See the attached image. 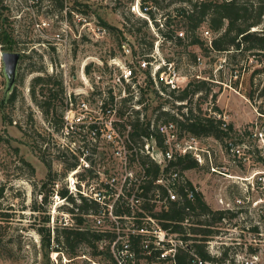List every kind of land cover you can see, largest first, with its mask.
Masks as SVG:
<instances>
[{"label":"rangeland","instance_id":"rangeland-1","mask_svg":"<svg viewBox=\"0 0 264 264\" xmlns=\"http://www.w3.org/2000/svg\"><path fill=\"white\" fill-rule=\"evenodd\" d=\"M159 1L160 5H153L159 24L156 25L150 16L152 23L132 13L135 0H2L6 9L0 4V25L5 24L8 32L13 33L19 44L14 52H20L21 59L13 88L16 99L9 102L7 99L13 91L8 89L2 59V53L7 50L0 45V264L50 263L51 247L47 255L39 229L46 226L51 232L61 230L64 223L59 221V213H52L50 199L43 207L44 212L34 211L33 206L41 204V186L49 180V174L53 180L61 181L68 164L74 162L61 147L62 138L53 124L64 115L69 94L88 92L91 95L83 97L93 101L107 100L110 90L115 96H123L122 90L128 87L115 85V77L121 71L113 63L129 64L133 60L122 53L121 43L125 40L138 56L152 53L158 47L159 56L173 63L184 77L182 88L198 78L210 82V89L217 93L215 100L206 93L199 94L187 106L196 111L199 105L209 116L214 115L215 107L219 108L217 114L225 116L233 130L223 142L199 138L203 164L185 171L184 176L213 210L228 212L227 218L214 225L217 233L209 239L211 245L205 243L211 256H225L215 264H264L263 57L256 51L246 55L233 51L205 55L198 46H189L186 39L182 43L167 39L165 33L170 29L178 36L186 30L174 18L168 27L166 15L175 13V8L189 1L201 0L171 4V0ZM142 21L148 22L147 27ZM104 23L115 29L106 28ZM263 27L253 30L261 31ZM206 30L209 29L204 26L199 34L209 44L215 35L212 32L206 35ZM190 53L196 54L197 63L191 61ZM88 66H91L90 73L86 72ZM46 75L61 78L64 84V94L59 95L49 116L41 107L45 98L37 94L35 101L32 95L33 79ZM146 79L147 75L141 74L143 86ZM162 87L157 88L161 98L150 95L139 103L142 91L131 85L130 93L126 91V97L131 95V99L119 107L134 112L131 105L139 103L148 117L159 116L160 111L154 113L153 109L165 100H172L168 95L170 89ZM179 104L172 101L161 110L180 117L175 107ZM181 111L188 112L187 108ZM230 142L240 146L241 156L230 152ZM61 210L73 209L65 205ZM48 214L50 222L45 223ZM81 218L84 224L79 227L91 231L92 219ZM54 235L55 232L51 246L59 244L70 254L65 243H58ZM186 242L193 244V240ZM92 250L87 243H82L76 253L92 254ZM75 263L85 264L83 260Z\"/></svg>","mask_w":264,"mask_h":264},{"label":"built area","instance_id":"built-area-1","mask_svg":"<svg viewBox=\"0 0 264 264\" xmlns=\"http://www.w3.org/2000/svg\"><path fill=\"white\" fill-rule=\"evenodd\" d=\"M151 9L153 7L148 5L142 7L141 0H135L131 6L132 13L152 23L148 14ZM205 34L210 35V31L206 30ZM121 49L125 57L133 60L129 64L113 63L121 71L115 77L116 86L132 85L141 92L147 85L143 86L141 74L148 73L157 91L160 85L173 90L182 88L184 77L173 63L159 56L158 47L152 53L138 56L125 40ZM122 91L123 96L113 94V100L93 101L90 97L84 98L91 94L83 91L75 92L74 96L69 94L59 135L61 147L74 159L75 166L61 181L55 182L50 195L51 209L53 214L59 213V221L66 229L84 231L77 218H91L93 228L89 232L101 239L96 242L97 255L77 253L72 256L61 245L52 243L49 264H76L78 260L85 264H178L179 253L184 250L189 251L192 264H215L204 261L182 234L165 227L166 223L176 222L162 217L173 204L180 206L185 193L189 200H194L198 189L194 185L191 188L184 172L175 169L173 164L186 155L203 164L200 139L181 133L175 122L159 116L148 117L139 103L132 104L130 109L140 111L141 120L151 121V129L156 130L160 140L155 135L135 137L132 126L126 122L128 115L119 114L120 107L128 103L123 100L127 88ZM213 114L222 119V128L228 130L225 116ZM229 148L232 154L242 155L240 146L233 142L228 144ZM62 188L67 189L78 204L87 202L88 212L74 208L62 197L59 193ZM65 205H71L73 211L61 210ZM52 223L55 226V217ZM212 237L205 242L207 245H211Z\"/></svg>","mask_w":264,"mask_h":264},{"label":"trees","instance_id":"trees-1","mask_svg":"<svg viewBox=\"0 0 264 264\" xmlns=\"http://www.w3.org/2000/svg\"><path fill=\"white\" fill-rule=\"evenodd\" d=\"M176 1L180 0H171L170 4ZM0 4L2 9H6L2 0H0ZM141 5L142 7L146 5L153 7V5H160V1L141 0ZM174 12L175 13L166 15L165 24L170 27L172 25L171 21L173 18L179 19L180 22L184 24L186 31L183 33L186 36H184L185 38H182L181 36L175 35V30L170 29L168 33H165L167 39L172 41L175 39L180 43L186 39L189 46H198L202 51H204L205 55H209L211 52L231 54L232 51L233 53L246 55L247 53L256 51L263 57L264 63V27L261 31L253 30L256 27L262 25L264 26V0L189 1L185 6L175 8ZM148 14L151 19L154 20L156 25H159L155 18L153 9L149 10ZM142 22L143 26L147 27L148 22ZM4 25L5 24L0 25V45L4 48V50L14 52L16 48H18L19 44L15 41L13 33L8 32ZM103 25L108 29H115L108 24L104 23ZM204 26H207L209 29L208 31L215 35L211 44H206L199 34L200 29ZM151 45L153 46V43H151ZM188 56H190L191 61L197 63L198 57L196 54L190 53ZM90 71L91 66H88L86 68V72L90 73ZM146 75L147 86L142 90L141 99L138 100L139 103H143L145 98L150 95L154 98H161L158 91L155 89L153 80L148 73H146ZM209 85L210 82L197 78L189 81L185 88L177 90L170 89L168 95L172 98V100H165L164 103L153 109V112L156 113V111H160V118L163 117L166 121L175 122L180 128L181 133L185 132L186 134H191L200 139L214 138L217 141L223 142L229 138V134L233 130V126L228 125V130H224L222 128V119L215 118L213 115L209 116V114L204 112L203 108L199 105L196 106V111L187 106L192 103L195 96L203 93H206L207 96L211 95L212 99L215 100L218 95L210 89ZM163 89L166 90V88ZM127 90L128 93H130L129 86ZM37 94H40L45 98L41 107L46 116H49L55 108V102L59 95L64 94L63 80L50 75L36 76L32 81V95L35 101L37 100ZM261 96H264V86L261 91ZM108 97L110 100L114 99L112 90H110ZM130 97L131 95L123 98V100L125 102H129L128 100L131 99ZM15 99L16 93L14 90L8 97L7 101L13 102ZM172 101L173 103H181L178 106L174 105L178 109L180 117L169 111L161 110L164 104L172 103ZM125 105L127 104L125 103ZM125 108H120L119 114L121 117L128 115L126 122L132 126L135 137H151L155 135L157 140H160V135L156 133V130L151 129L150 120H141L140 111H134L128 114L129 110L127 107ZM148 108L149 105L145 107L146 110ZM183 108H187L188 112H182L181 109ZM216 111H219V108L215 107V112ZM62 118L56 119L55 124H53L55 125V129H57L58 133L62 128ZM173 165L175 166V169L180 170L182 173L199 166V164L190 155L179 158ZM74 166V163L68 164L63 178ZM52 180V176L49 174V180L43 182L40 193L42 194V200L40 201L41 204L38 206L37 203H34V211H45L43 207H45L48 199H50V195L53 193V186L55 182H58L56 180ZM50 181L52 182L49 183ZM189 186L193 188L191 183H189ZM59 193L62 197L67 198V200L70 201L74 207H78L81 212H88L89 205L87 202L82 201L81 204H78L76 200L69 195L67 189L65 188L60 189ZM227 214L228 212L224 210H213L205 201L203 194L200 191H196L193 201L189 200L185 193L180 206L173 204L168 212L164 213L162 217L171 222H176L175 224L166 223L165 227H172L174 232L182 234V238L185 241L193 240L192 246L204 261L217 263L219 261H223L225 256L222 258L211 256L206 250L205 242L209 237L214 236V234L217 233L213 228L214 225L227 218ZM192 217H195L198 220L192 222ZM44 222H50L49 214L45 216ZM180 222L186 223V225L180 224ZM77 223L78 225H82L83 219L77 218ZM54 232V240L58 243H65L70 255L75 256L77 254V246L82 243H87L92 247L93 255L98 254L96 242L101 239V236L88 231L66 228H62L61 230L56 229ZM39 233L41 234L42 245L47 250L48 255L52 241L51 228L46 226L41 227L39 229ZM178 264H192L189 251L184 250L179 253Z\"/></svg>","mask_w":264,"mask_h":264},{"label":"water","instance_id":"water-1","mask_svg":"<svg viewBox=\"0 0 264 264\" xmlns=\"http://www.w3.org/2000/svg\"><path fill=\"white\" fill-rule=\"evenodd\" d=\"M2 59L4 63L5 74L8 79V89L13 91L16 84L19 61L21 59L20 52H3Z\"/></svg>","mask_w":264,"mask_h":264}]
</instances>
